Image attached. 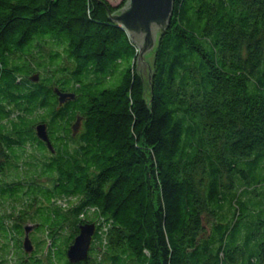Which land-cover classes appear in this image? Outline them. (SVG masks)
<instances>
[{"label": "trees", "instance_id": "obj_1", "mask_svg": "<svg viewBox=\"0 0 264 264\" xmlns=\"http://www.w3.org/2000/svg\"><path fill=\"white\" fill-rule=\"evenodd\" d=\"M104 4L0 0V203L23 205L0 211V264H264V0H175L147 97ZM39 41L62 48L70 74L59 50L48 65L33 55ZM56 88L76 97L61 104ZM27 221L43 229L30 253ZM87 222L92 254L72 263Z\"/></svg>", "mask_w": 264, "mask_h": 264}, {"label": "water", "instance_id": "obj_2", "mask_svg": "<svg viewBox=\"0 0 264 264\" xmlns=\"http://www.w3.org/2000/svg\"><path fill=\"white\" fill-rule=\"evenodd\" d=\"M98 2L102 1L98 0ZM175 0H128L124 7L110 14L107 6L106 10L109 19L113 23L122 27L128 34L130 40L135 42L139 48L137 57L136 72L143 82V93L147 97L148 89L153 85V76L155 72L145 61L148 55L157 45L159 35L166 32L164 29L169 27L174 10ZM169 32V31H168ZM158 33V36H157ZM157 36V40H156ZM39 74L31 76L33 81H38ZM61 104L69 99H74L76 94L73 92H65L59 88L55 89ZM148 102V100H147ZM151 110V105L149 104ZM81 127V117L72 124L73 134H76ZM38 137L47 143L48 147L53 150V145L48 134L47 124L39 123L36 126ZM38 224H27L25 226L24 248L27 252L33 251V243L30 237L31 231ZM96 233V224L87 222L79 226V233L75 237L73 243L67 251L68 259L72 263H78L87 259L92 245L93 237Z\"/></svg>", "mask_w": 264, "mask_h": 264}, {"label": "rangeland", "instance_id": "obj_3", "mask_svg": "<svg viewBox=\"0 0 264 264\" xmlns=\"http://www.w3.org/2000/svg\"><path fill=\"white\" fill-rule=\"evenodd\" d=\"M113 6L115 7H118V9L122 8L125 6L126 2L128 0H108ZM157 36H158V33H157ZM157 36H156V40H157ZM40 42V41H39ZM135 44V46L137 47L136 43L133 42ZM43 44V45H41ZM52 50H59V52L61 53L62 55V58L64 59L63 61H61V66L65 67L66 70H69V74H70V71L71 69L73 68L74 64L73 62H71L70 60H68L62 50L61 47H58V46H55V45H51L50 43H46V42H40V44H38V42H36V46L35 48H33L32 53L33 55L40 61H43V64L45 65H48L51 63V61L49 60V54L51 53ZM137 50L139 51V48L137 47ZM138 55H139V52H138ZM19 58V57H18ZM145 61L148 63V66L151 67V62H152V51L146 55L145 57ZM20 59V58H19ZM124 66V65H123ZM123 66H121L118 70H116L115 74L112 75L105 83V85L102 87V88H112V87H115L117 86L118 84H120L121 80H122V75H123ZM55 67L54 66H50V69H53ZM45 69V71L47 70V67H43ZM43 68H40V69H36V71H44ZM65 70V71H66ZM65 71L64 72H61V77L65 74ZM74 90L72 88V86H69V91H72ZM44 181L46 183V179H42L41 182ZM4 198V197H3ZM76 199H73L72 201H70V205L72 204H75L76 203ZM61 202L62 203H66L68 204L67 207H69V199L67 198H61ZM14 207L17 208V210L21 207H23L22 205V202L20 203H17V202H14L12 200H9V199H3L2 200V203H0V211H2V213H6V212H11L14 210ZM67 209V208H66ZM18 214V212L16 211V215ZM39 220V219H37ZM25 225L26 224H31V221H27L26 223H24ZM70 225V224H69ZM65 228L62 230V234L60 239H59V242L61 244V246L65 247L66 246V238H67V233H69V226H64ZM42 232H43V229H34L33 231H31V238H32V241H33V244L34 246H38L37 244V241L42 239ZM21 236L18 234L16 235V242L17 244L19 245L20 244V238ZM39 242V241H38ZM42 247V245H41ZM40 247V248H41ZM23 249V247H22ZM22 249H19V250H22ZM24 250V249H23ZM46 251H47V248L45 250H41L39 251V255H44L46 254ZM90 254H92V251L90 250ZM23 255V254H22ZM21 255V256H22ZM67 257V256H66ZM66 257L64 259V261L66 260ZM68 259V258H67Z\"/></svg>", "mask_w": 264, "mask_h": 264}, {"label": "flooded vegetation", "instance_id": "obj_4", "mask_svg": "<svg viewBox=\"0 0 264 264\" xmlns=\"http://www.w3.org/2000/svg\"><path fill=\"white\" fill-rule=\"evenodd\" d=\"M79 116L81 117V127H80V129L78 130V132H77L76 134H73V129H72V124H73V123H71V125H70L71 132L69 133L70 136L67 135V138H69V142H71V141H70V137H71V135H72L73 137H77V136L79 135L80 131H81L82 128H83L84 116H83L82 114H79L78 117H79ZM72 122H74V120H73ZM66 134H68V133H66ZM66 140H67V139H66ZM51 142H53V141H51ZM52 145H53V144H52ZM69 145H71V144H69ZM47 146H48V145H47ZM50 150H51V149H50ZM51 151H52V153L55 152L54 146H53V150H51ZM38 154H40V153L38 152Z\"/></svg>", "mask_w": 264, "mask_h": 264}, {"label": "built area", "instance_id": "obj_5", "mask_svg": "<svg viewBox=\"0 0 264 264\" xmlns=\"http://www.w3.org/2000/svg\"><path fill=\"white\" fill-rule=\"evenodd\" d=\"M60 202H61V199H60ZM62 203V202H61ZM64 204V203H63Z\"/></svg>", "mask_w": 264, "mask_h": 264}]
</instances>
